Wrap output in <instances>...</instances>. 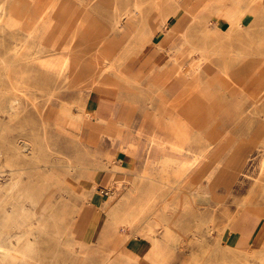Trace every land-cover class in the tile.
<instances>
[{
    "label": "rangeland",
    "instance_id": "374dc122",
    "mask_svg": "<svg viewBox=\"0 0 264 264\" xmlns=\"http://www.w3.org/2000/svg\"><path fill=\"white\" fill-rule=\"evenodd\" d=\"M232 6L0 0V264H264V5Z\"/></svg>",
    "mask_w": 264,
    "mask_h": 264
},
{
    "label": "bare ground",
    "instance_id": "6f19581e",
    "mask_svg": "<svg viewBox=\"0 0 264 264\" xmlns=\"http://www.w3.org/2000/svg\"><path fill=\"white\" fill-rule=\"evenodd\" d=\"M263 5H264V0H261ZM235 3V0H227V12H226V24L225 26L228 28L229 32H231V27H233V25L235 24V22L237 21V17H236V13H235V10L233 8V4ZM211 23V22H210ZM240 24V23H239ZM229 35V34H228ZM183 74V73H181ZM179 80L181 82H185L187 81L186 79H181L179 77ZM188 82V81H187ZM188 85V84H186ZM11 102V101H10ZM11 110V109H10ZM14 110V109H12ZM15 185V184H13ZM12 186V185H11ZM14 189V188H13ZM9 194V193H8ZM24 209V208H23ZM30 209V208H29ZM15 210V209H14ZM13 210V211H14ZM31 210V209H30ZM23 211V210H22ZM21 211H19L20 213ZM25 212V211H24ZM15 213V211H14ZM28 213V212H27ZM36 213V212H35ZM24 214V213H23ZM43 215V214H42ZM33 216V215H32ZM246 215H241L239 217V221H236L235 224L232 226V228L230 229V235H229V239H230V247L233 249V251H237V252H245L246 251V248L248 246V243L250 242V239H252V237L254 236V231L258 230V226L257 225H250V229L252 230V232L248 230L245 231H242L243 233H240V223H242V221H244V217ZM21 217V216H20ZM26 217V216H25ZM42 217V216H41ZM27 218V217H26ZM25 218V219H26ZM24 219V218H23ZM33 219V218H32ZM20 220V219H19ZM4 223V222H3ZM20 223V222H19ZM18 225V224H17ZM23 225V224H22ZM241 234H243L245 237L243 238L242 236H240ZM242 238V239H241ZM239 240H242V241H239ZM235 241L237 242L239 245L242 244V246H239L238 245H233L232 242ZM242 242V243H241ZM1 259V258H0ZM1 261V260H0ZM3 261V260H2ZM1 263V262H0ZM5 263V262H4Z\"/></svg>",
    "mask_w": 264,
    "mask_h": 264
},
{
    "label": "crops",
    "instance_id": "0c3cea01",
    "mask_svg": "<svg viewBox=\"0 0 264 264\" xmlns=\"http://www.w3.org/2000/svg\"><path fill=\"white\" fill-rule=\"evenodd\" d=\"M181 87L184 89L185 86H181ZM179 95L180 94L178 93V96ZM90 104H93L95 106V107H93V109H91V111H92V112L90 111L91 114L93 116H96L101 121H104L105 119H107V116L109 114H112V112H113V105H112L111 99L107 95H101L100 92H99V94H97L95 96V98L90 100ZM254 216L258 217L259 219H261L262 222H264V218H262L260 216H256V215H254ZM244 222H247V224ZM250 225H257L258 230L260 229L259 228L260 224L258 221H256L253 218H247V217L244 219V221H242V223H240L239 227L245 233V230L249 229Z\"/></svg>",
    "mask_w": 264,
    "mask_h": 264
}]
</instances>
